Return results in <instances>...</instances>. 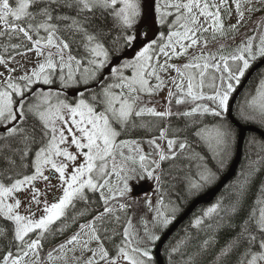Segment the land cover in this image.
<instances>
[{
    "label": "snow or ice",
    "instance_id": "obj_1",
    "mask_svg": "<svg viewBox=\"0 0 264 264\" xmlns=\"http://www.w3.org/2000/svg\"><path fill=\"white\" fill-rule=\"evenodd\" d=\"M257 61L264 0H0V264H264V154L165 244L264 129Z\"/></svg>",
    "mask_w": 264,
    "mask_h": 264
},
{
    "label": "trees",
    "instance_id": "obj_2",
    "mask_svg": "<svg viewBox=\"0 0 264 264\" xmlns=\"http://www.w3.org/2000/svg\"><path fill=\"white\" fill-rule=\"evenodd\" d=\"M259 15H261V14H260V13H257V14H256V16H259ZM256 16H254V17L252 18V20H253L254 18L256 19ZM252 20H251V21H252ZM253 26H254V23H249V24H247L246 26H244V29H246V27H247V32L249 33L251 27H253ZM258 63H259V61H257L256 64L253 65V67H254L255 65H257ZM250 70H251V69H250ZM250 70H249V71H250ZM260 71H261V72H264V68H263L262 70H260ZM258 77H259V72H258V73L253 77V79L251 80V85H252V86H255L256 79H258ZM237 121H238L240 124H242L243 126H255V125H251V124H247V123L241 122V121H239V120H237ZM174 122H175V121H174ZM233 127H234V126H233ZM255 127H257V126H255ZM257 128H258L259 130H261V131L264 132V129H261V128H259V127H257ZM234 129H235V131H236V133H237V138H238V134H239L238 129H237L236 127H234ZM252 137L260 138L259 136L254 135V134H248V135H247V138H246V141H245V144H244L243 159H242V162H241V164H240V167H239L238 173L241 172L242 170H243L244 172H247V168L245 167V164H246V161H245V153H247V156H248V158H249L250 160H256V159H258V156H259V155L264 154V153H261V152H260V147H259L258 144H251V145H249V140H250V138H252ZM234 159H235V157H234ZM234 159H233L232 162L230 163L228 169H227L225 172H223V173L221 174V179H222V178L228 173V171H229V169H230V167H231V165H232ZM180 163H181V164H185V163H187V162H186V161H181ZM210 163H211V162H210ZM173 171H174V174L178 177V179H177L176 181H174V183L176 184V190H177V191H182V188H183V180L180 179V178L183 177L184 173H183V172H176L175 170H173ZM193 171H195L194 168H193ZM235 178H236V177H235ZM233 180H234V179H233ZM233 180H232V181H233ZM232 181L230 182V184L232 183ZM262 181H264V167H262L261 171L257 174V177H256V179H255V181H254V184H253V186H252V191H251V193H250V195H249V197H248V201H247L248 205H251L252 202H253V200L255 199V195H256L257 189H258V187H259V185H260V183H261ZM219 182H220V181H219ZM219 182H218V183H219ZM218 183H217V184H218ZM217 184H216V185H217ZM216 185H214L213 187H211V188H209V189H206L204 192H202L200 195H198V196H196V197H190V198H188L187 201L184 203V205H183V211L179 214V216L182 215V214H183V213L189 208V206L194 202V200H195L197 197H199V196H201V195L207 193L209 190H211L212 188H214ZM167 187H168L169 190H170V189H171V184H169ZM230 193H231V188H227V189L225 188V189L222 191V193H221L220 195H223V196H225V197L227 198V197L230 196ZM172 194H173V197H174V196H175V193H172ZM137 199L140 201V204H141V207L138 209V211H139V212L146 211V209H144V208L142 207L143 202H144L145 199H142V197L137 198ZM225 202L227 203V199H226ZM206 207H208V206H202V207H200L198 210H196V212L190 217V219L187 220V222H186L185 224H183V225L179 228V230L174 234V236L170 239V241H171V242H174L175 240H177V239H179L180 237H182V236L184 235V229L188 228V226H189V224H190V221H191L192 217H193L194 215H198V214H199L203 209H205ZM179 216H178V217H179ZM193 234L195 235V233H193ZM209 234H211V230H209ZM228 235H229V233H228L227 231H222L221 233H219V235H218L219 244L217 245V248L219 247V245H222V244L224 243V241H225V239H227ZM204 238H205V234H204V233H201L199 239L202 240V239H204ZM170 241H169V242H170ZM169 242H168V243H169ZM168 243H167V244H168ZM192 243L195 244V243H198V241H197V240H193ZM167 244H166V245H167ZM214 251H215V249L210 250L209 253L206 254V256H205V261L208 262V264H210V261H211V259H212V255H213ZM163 258L165 259V257H164V253H163ZM165 264H166V262H165Z\"/></svg>",
    "mask_w": 264,
    "mask_h": 264
},
{
    "label": "water",
    "instance_id": "obj_3",
    "mask_svg": "<svg viewBox=\"0 0 264 264\" xmlns=\"http://www.w3.org/2000/svg\"><path fill=\"white\" fill-rule=\"evenodd\" d=\"M259 68L260 70H262L264 68V66H261L260 62L255 65L250 71L249 74L246 75L245 80L249 79V76H252L253 73H255V75L258 73L256 72V69ZM254 76H252L253 79ZM251 79V80H252ZM244 85L242 84V87ZM240 90L238 89V92ZM233 126L236 127L238 129V150L237 153L235 155V159L228 171V173L220 180V182L211 190H209L207 193H205L204 195L198 197L196 200H194V202L189 206V208L182 214L180 215L177 220L174 222V224L169 228L168 232L171 233V235L169 236L168 240L165 241V244H167L170 239L174 236V234L179 230V228L185 224L187 222V220L190 219V217L196 212V210H198L200 207L202 206H209L210 203L215 202V199L220 196V194L222 193V191L225 189L222 187V185H229L230 182L235 179L240 164L242 162L243 159V150H244V144L247 138L248 134H254L257 135L259 137H261L262 133H264L263 131L259 130L257 127L254 126H243L242 124H240L237 120H234ZM145 191H142L140 193V195H144ZM167 235V233H166ZM162 260H164L163 258V250H161V257Z\"/></svg>",
    "mask_w": 264,
    "mask_h": 264
},
{
    "label": "rangeland",
    "instance_id": "obj_4",
    "mask_svg": "<svg viewBox=\"0 0 264 264\" xmlns=\"http://www.w3.org/2000/svg\"><path fill=\"white\" fill-rule=\"evenodd\" d=\"M254 21H255V18L252 21H248L247 24L254 23ZM241 31L242 32H247V27H246V29H244V27H242ZM249 34H251V32H249ZM161 95H163V93ZM133 183L135 185V190H134L133 195L138 194L141 191H145L147 196H143L142 199L146 200L149 197H151L153 200H155V194L152 192V182L151 181H148L147 179H144V180L134 181ZM136 198H138V197H136Z\"/></svg>",
    "mask_w": 264,
    "mask_h": 264
},
{
    "label": "bare ground",
    "instance_id": "obj_5",
    "mask_svg": "<svg viewBox=\"0 0 264 264\" xmlns=\"http://www.w3.org/2000/svg\"><path fill=\"white\" fill-rule=\"evenodd\" d=\"M255 127V126H254Z\"/></svg>",
    "mask_w": 264,
    "mask_h": 264
}]
</instances>
